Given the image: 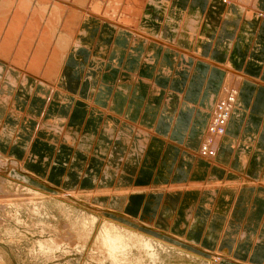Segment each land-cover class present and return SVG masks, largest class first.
<instances>
[{"label":"crops","instance_id":"obj_1","mask_svg":"<svg viewBox=\"0 0 264 264\" xmlns=\"http://www.w3.org/2000/svg\"><path fill=\"white\" fill-rule=\"evenodd\" d=\"M253 1L245 11L224 9L219 0H176L174 14L200 5L209 28L202 23L192 39L175 38L164 20L162 39L181 51L176 61L164 57L156 94H148L154 68L145 63L157 55H147L142 65L147 46L139 40L131 45L126 40L129 49L119 60L114 88L99 79L91 94L79 91L84 67L75 74L74 65L82 62L69 63L74 87L65 92L71 101L57 109L63 124L42 126L43 115L58 118L46 112L47 98L28 100L22 86L9 92L12 102L0 115V152L55 191L128 192L112 200L118 215L215 255L217 264H264V0ZM222 11L227 16L220 19ZM204 32L197 47V35ZM212 70L238 73L253 87H241L244 107L231 115L207 159L190 123L200 95L209 86L215 92L224 80Z\"/></svg>","mask_w":264,"mask_h":264},{"label":"bare ground","instance_id":"obj_2","mask_svg":"<svg viewBox=\"0 0 264 264\" xmlns=\"http://www.w3.org/2000/svg\"><path fill=\"white\" fill-rule=\"evenodd\" d=\"M204 1L206 0H202V4ZM208 1L213 4L216 0ZM219 1L222 2L221 7L224 9L229 10L232 5L245 11L251 9L254 2L253 0ZM178 8L179 3L176 0H0V115L4 112V106L10 105L12 102V97L8 93H14L19 88L18 84L22 86L24 94L26 93L25 87L27 93H30H26L28 100L34 95H37L36 99L46 98L41 93L42 89L36 87L38 84L42 87L46 86L49 92V99L47 98L45 102L47 112L53 110L51 111L53 115H59L58 107L69 105L71 101L65 89L69 85L74 87V82L71 84L70 76L73 73L70 72L69 63L75 59V61L82 62L81 65H74L75 74L81 67H84L83 75L78 77L79 79L77 78L80 80V84L76 86V89L80 88L81 92L88 90L91 94L96 90L94 88L99 79H102L101 83H107V86L114 88L116 84L114 76L120 71L119 60L125 55L124 50L129 49L126 40L129 41V45L137 44L139 40L147 46L145 53L141 56L142 65L147 55L153 59V54L156 53L155 61L150 60L151 63H145L154 68L153 81L149 85L148 94H156L158 76L164 74L166 70L163 64L164 57H174L173 59L176 61L177 55L181 51L174 44H169L162 39L160 29L164 20L165 24L170 26L169 32L175 38L185 39H192L196 30L204 22L200 5L194 9L189 6L187 11L182 9L179 11L180 13L174 14ZM223 12L220 13V19L227 16ZM204 13L206 14V12ZM257 16L259 17V14ZM204 26L207 31L209 28L207 22L203 23L202 27ZM205 38V32L198 34L196 46L198 47ZM83 48L89 52H85V54L82 51ZM201 69L203 70V67ZM217 71L224 76L220 88L215 89L214 92L209 86L207 94L203 93L204 97L203 94L200 95L202 99L201 102L199 101L197 114L190 123L191 130L196 131L198 124L208 122L199 148L201 155L207 159L213 157L218 144L225 136L226 125L231 115H240L239 110L244 107L245 103L239 96L241 87L245 84L253 87V83L246 82L238 73L227 70ZM53 94L56 96L51 105L50 99ZM46 117L43 115L41 119L42 126L49 123L53 125V122L62 124L64 122L58 116V118H49L46 114ZM158 122L160 121L158 120ZM161 124L163 125V123ZM202 127H199L201 133ZM198 132L199 129L197 134ZM198 136L200 137L201 134ZM5 157L0 152V170H6L9 164H12V171L10 170L9 174L14 172L18 177L37 183L26 176L21 169V163ZM215 185L218 184L207 183V186Z\"/></svg>","mask_w":264,"mask_h":264},{"label":"rangeland","instance_id":"obj_3","mask_svg":"<svg viewBox=\"0 0 264 264\" xmlns=\"http://www.w3.org/2000/svg\"><path fill=\"white\" fill-rule=\"evenodd\" d=\"M36 87L48 98L46 86ZM201 123L199 148L208 126ZM12 167L0 170V264H217L118 215L112 200L128 192L55 191L9 174Z\"/></svg>","mask_w":264,"mask_h":264}]
</instances>
